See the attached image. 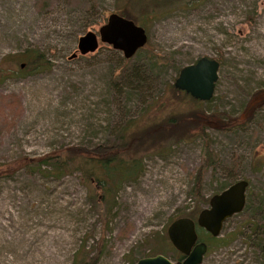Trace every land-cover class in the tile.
<instances>
[{"label":"rangeland","instance_id":"1","mask_svg":"<svg viewBox=\"0 0 264 264\" xmlns=\"http://www.w3.org/2000/svg\"><path fill=\"white\" fill-rule=\"evenodd\" d=\"M86 6L82 0H0V162L63 144H109L149 102L160 105L149 114L197 104L238 118L253 95L264 96V0H191L162 11L151 7V14L148 0ZM111 11L136 17L144 28L137 57L124 58L104 42L91 52L76 50L77 36L96 31ZM26 47L41 50L49 66L5 72L7 59ZM148 53L164 58L138 81L120 74L131 61L147 64ZM201 55L219 62L212 96L195 103L181 93L171 100L166 89L176 70ZM206 131L216 160L202 171L203 197L239 178L247 186L243 208L218 234L233 232L228 244L214 246L195 226L206 244L198 264H264V228L248 225L264 223V105L241 127ZM200 142L194 137L140 149L139 172L114 191L105 222L88 199L97 184L84 183L77 171L52 177L21 167L0 177V264H72L79 250L87 258L96 254L93 264H132L157 252L175 260L167 224L180 210L207 205L189 193Z\"/></svg>","mask_w":264,"mask_h":264},{"label":"trees","instance_id":"2","mask_svg":"<svg viewBox=\"0 0 264 264\" xmlns=\"http://www.w3.org/2000/svg\"><path fill=\"white\" fill-rule=\"evenodd\" d=\"M39 1L36 0V2ZM82 1L88 4L86 10H93L94 0ZM148 1L150 3L149 13L151 14L154 12L151 7L162 11L186 4L191 0ZM75 2L79 3L80 0H75ZM118 13L131 18L133 21L136 20V17L128 13L122 11ZM141 47L134 52V57L139 55ZM162 58L164 57L148 53L147 64L131 61L122 66L120 74L129 75L138 81L142 73L150 70L153 67L152 65L161 61ZM7 60L9 67L4 71L11 74H17L22 71L27 73L41 71L46 69L50 64L41 50L29 47L13 54ZM178 69L176 70V74ZM166 90L167 97L173 101L181 99V93L188 96L191 102L196 103L199 101L183 90L174 87L172 81L167 84ZM12 101H16L15 97H13ZM153 103L149 102L136 118L127 119L116 133L113 141L109 144H96L91 148L77 144H63L39 155L28 156L21 154L14 159L0 162V177L9 176L21 167L52 177H59L63 174L77 171L84 183L94 182L97 184L98 188H92L94 191L90 188L88 199L91 207L97 211L101 220L105 222L106 215L113 203L114 191L125 178L132 177L139 172L141 155L138 153L140 149L147 148L144 146L152 144L162 149L180 140L197 137L201 140L200 156L199 163L192 174L189 193L198 202L207 201L208 198L203 197L200 191L201 174L206 168L213 167L216 154L211 148V140L206 128L232 130L233 128L245 125L251 119L253 113L264 105V96L256 98L253 95L252 99L246 103L242 114L238 118L218 110L207 112L197 104L182 110L173 111L171 109L158 115L153 113L160 105H154ZM150 109L154 111L151 114H149ZM142 115H144V118L140 121ZM200 208L195 206L189 210H180L176 217L189 216L194 219ZM248 219L246 217V220ZM248 225L251 230L264 228V223L259 220H252ZM197 227L201 230L203 229L199 226ZM206 235L216 247L228 244L233 238V232L231 231L217 236H212L209 233H206ZM81 251L83 250L75 253L72 264H93L97 255L94 254L87 258L85 253ZM181 257L182 254L176 251L175 258L179 259Z\"/></svg>","mask_w":264,"mask_h":264},{"label":"water","instance_id":"3","mask_svg":"<svg viewBox=\"0 0 264 264\" xmlns=\"http://www.w3.org/2000/svg\"><path fill=\"white\" fill-rule=\"evenodd\" d=\"M146 38L145 30L140 24L111 11L96 31L87 29L77 36L76 50L79 53L91 52L96 49L98 42H104L120 51L124 58H128L144 45ZM218 65L217 59L201 55L193 62L180 66L172 84L193 98L208 100L213 94ZM246 186V179H236L209 195L207 205L198 210L194 219L177 216L169 221L166 236L171 245L182 254L181 258L171 260L157 252L140 256L132 264H198L206 250V244L197 239L195 226L217 236L223 221L243 208ZM260 247L264 255V234Z\"/></svg>","mask_w":264,"mask_h":264}]
</instances>
